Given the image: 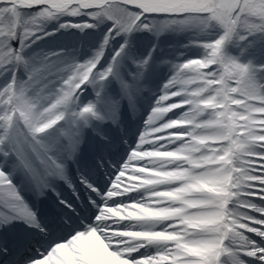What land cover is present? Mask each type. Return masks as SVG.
Instances as JSON below:
<instances>
[{"label": "snow or ice", "instance_id": "snow-or-ice-1", "mask_svg": "<svg viewBox=\"0 0 264 264\" xmlns=\"http://www.w3.org/2000/svg\"><path fill=\"white\" fill-rule=\"evenodd\" d=\"M0 264H264V0H0Z\"/></svg>", "mask_w": 264, "mask_h": 264}]
</instances>
